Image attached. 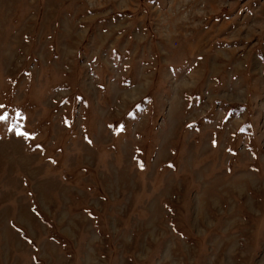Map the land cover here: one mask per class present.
Here are the masks:
<instances>
[{
	"label": "rangeland",
	"instance_id": "obj_1",
	"mask_svg": "<svg viewBox=\"0 0 264 264\" xmlns=\"http://www.w3.org/2000/svg\"><path fill=\"white\" fill-rule=\"evenodd\" d=\"M0 115V264H264V0H0Z\"/></svg>",
	"mask_w": 264,
	"mask_h": 264
},
{
	"label": "snow or ice",
	"instance_id": "obj_2",
	"mask_svg": "<svg viewBox=\"0 0 264 264\" xmlns=\"http://www.w3.org/2000/svg\"><path fill=\"white\" fill-rule=\"evenodd\" d=\"M6 118H7L6 115H0V120H5ZM17 134L18 135H23V136L27 135L26 132H20L19 130H17Z\"/></svg>",
	"mask_w": 264,
	"mask_h": 264
}]
</instances>
